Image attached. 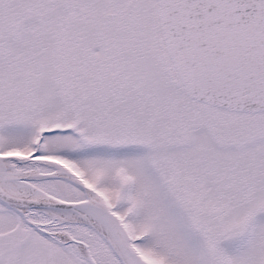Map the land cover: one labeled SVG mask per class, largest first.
<instances>
[{
  "label": "snow or ice",
  "instance_id": "1",
  "mask_svg": "<svg viewBox=\"0 0 264 264\" xmlns=\"http://www.w3.org/2000/svg\"><path fill=\"white\" fill-rule=\"evenodd\" d=\"M0 264H264V0H0Z\"/></svg>",
  "mask_w": 264,
  "mask_h": 264
}]
</instances>
